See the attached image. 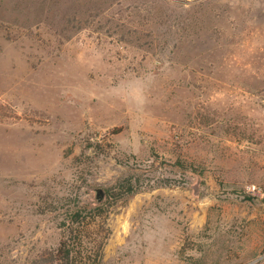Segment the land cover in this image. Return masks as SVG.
I'll use <instances>...</instances> for the list:
<instances>
[{"label": "rangeland", "instance_id": "rangeland-1", "mask_svg": "<svg viewBox=\"0 0 264 264\" xmlns=\"http://www.w3.org/2000/svg\"><path fill=\"white\" fill-rule=\"evenodd\" d=\"M66 237L264 264V0H0V264Z\"/></svg>", "mask_w": 264, "mask_h": 264}, {"label": "trees", "instance_id": "trees-1", "mask_svg": "<svg viewBox=\"0 0 264 264\" xmlns=\"http://www.w3.org/2000/svg\"><path fill=\"white\" fill-rule=\"evenodd\" d=\"M74 252V243L71 242L69 237H66L61 241L57 251V258L61 264H70L71 260L77 256Z\"/></svg>", "mask_w": 264, "mask_h": 264}, {"label": "water", "instance_id": "water-1", "mask_svg": "<svg viewBox=\"0 0 264 264\" xmlns=\"http://www.w3.org/2000/svg\"><path fill=\"white\" fill-rule=\"evenodd\" d=\"M104 197H105V193H104L103 189L98 188V196H97L98 201H102L104 199Z\"/></svg>", "mask_w": 264, "mask_h": 264}]
</instances>
